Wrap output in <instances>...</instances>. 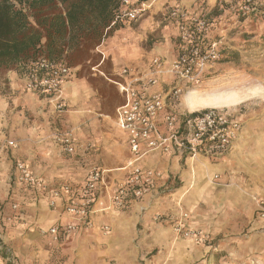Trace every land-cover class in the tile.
<instances>
[{"label": "crops", "instance_id": "1", "mask_svg": "<svg viewBox=\"0 0 264 264\" xmlns=\"http://www.w3.org/2000/svg\"><path fill=\"white\" fill-rule=\"evenodd\" d=\"M219 1L207 0V5L212 8ZM241 1L243 0L237 1V6ZM176 3L192 12L204 11L199 9L197 0H179L173 5ZM171 26L172 40L164 46L154 45L148 56L144 55L146 51L137 41L132 39L128 27L117 31L118 33L127 29L128 40L125 45L117 43V36L110 37L104 41L102 53L104 57L112 56L115 65L123 62V66L130 65L136 71L145 72L153 56H161L167 61L177 56L175 31L172 24ZM119 70L120 68L114 71L115 79L108 78L116 85L121 99L112 115L100 113V97L93 88V83L77 76V67L63 83V110H58L41 92L28 90L21 68L8 70L4 81L0 80V141L6 137L22 141L21 149L31 157V165L23 162L47 184L46 189L38 190L13 180L11 196L8 197V180L13 169L9 155L6 152L1 153L0 210L6 229H0V237L7 244L10 243L18 257L23 255V248L26 247L32 253L33 249L45 243L50 247L56 244L61 247L67 244L71 247L91 245L94 251L102 253L101 262L97 264H112L107 261L112 256L115 264H141V256L148 259L147 263L142 264H192L195 256L200 258L204 254V249L194 242L191 243L192 241L175 240L170 223L156 221L153 215L160 211L177 212L180 209L188 211L190 215L191 212L195 214L198 205L209 204L206 197V192L209 191L214 205L221 212L220 217L223 218V232L226 237L223 248L226 246V253L229 254L230 247H234L236 256L249 258L250 264H264V221L256 218L255 202L238 190L225 187L227 181L237 179L241 181L242 187L264 197V136L251 132V125L243 120L245 114L242 108L220 107L233 113L242 124L238 137L226 152L218 155L201 152L199 159L193 161L187 153L178 149L171 153L147 151L138 159L137 164L163 172L158 192L140 199L128 194L122 207L112 205L111 197L118 183L128 176L129 169L124 167L132 158L128 135L116 125V110L124 101V96L116 84V81L122 80ZM9 98L17 102L12 106ZM21 102V105L27 104L36 116L41 113L44 120L40 121L38 118L32 122L22 121L19 113L14 115V105ZM183 102L184 107H187L185 99ZM100 116L109 119L107 124L101 122ZM56 120L63 122L62 130L75 129L76 143L79 146L90 144L87 150L79 147L75 154H71L77 159L74 164L61 156L64 151L59 144L56 146L50 140H42L51 131ZM101 126H113L116 136L120 138L116 143V150L110 147V143L113 147L116 140L109 134L104 135L100 130ZM160 127L166 131L163 124ZM16 153L20 156L19 151ZM94 164L101 165L109 172L106 183L98 192L94 207L96 211L91 215L94 225L89 227L84 221H78L66 213V194L57 199L55 207L49 205V200L52 190L61 188L64 184H71L74 189L83 185L88 168ZM169 195L171 196L168 197ZM203 200L205 203H201ZM164 202L168 203L166 207ZM15 204L17 208L13 207ZM194 214L189 219L191 226L206 228L205 222L209 224L214 221L209 215L204 216V219ZM71 222L78 223L79 229L59 241H55L48 232H42L52 225H66ZM104 226L110 228L108 236H103ZM244 228L251 232L236 236ZM211 229L206 228L209 232H212ZM229 234H234L235 237ZM155 250L159 254L153 259L149 258ZM0 264H3L1 257Z\"/></svg>", "mask_w": 264, "mask_h": 264}, {"label": "built area", "instance_id": "2", "mask_svg": "<svg viewBox=\"0 0 264 264\" xmlns=\"http://www.w3.org/2000/svg\"><path fill=\"white\" fill-rule=\"evenodd\" d=\"M147 8V3L143 0H121L117 18L136 21ZM238 10L243 16L257 13L254 0L241 1ZM168 14L177 39V56L169 61L161 56H153L145 72L126 65L118 73L122 80L116 81V84L124 101L116 110V125L128 135L132 158L124 167L129 169L128 176L118 183L111 197L112 205L116 207L124 205L128 194L140 199L158 192L163 172L137 164L145 152L157 150L171 153L178 149L191 158L201 152L218 155L231 147L241 130V121L228 110L212 107L189 111L184 107L183 101L191 88L200 85L208 70L222 58V40L214 37L215 23L207 12H192L176 3L170 6ZM261 14L264 17V12ZM21 70L28 90L41 92L58 110L65 108L63 83L73 73L72 67L63 61L42 55L23 64ZM166 76L170 78L165 79ZM161 124L166 131L161 129ZM55 140L68 154H75L79 147L83 150L90 147V144L79 146L76 143L74 128L59 131ZM8 145L17 146L13 140H9ZM108 172L101 165H91L83 185L74 189L73 185L64 184L61 188L53 189L49 205L55 207L57 199L66 194V213L92 227L94 224L91 215L96 211L94 207L98 192L106 183ZM13 179L38 190L47 188L44 179L20 160L15 163ZM98 202L102 204L101 201ZM259 206L264 216V203ZM13 207L17 208V205ZM171 219L176 235L195 243L208 242V233L189 224L188 211L181 209ZM78 229L79 224L71 222L52 225L45 232L59 241ZM109 230V226H104L103 234L108 235Z\"/></svg>", "mask_w": 264, "mask_h": 264}, {"label": "rangeland", "instance_id": "3", "mask_svg": "<svg viewBox=\"0 0 264 264\" xmlns=\"http://www.w3.org/2000/svg\"><path fill=\"white\" fill-rule=\"evenodd\" d=\"M176 1L179 0L146 1L148 8L141 18L132 22H120L118 28L115 29L110 36L105 37L102 43L96 48L94 55L98 60L94 61V59H92L89 62H84L76 66L78 69L77 76L84 77L87 81L93 83V88L97 91V94L101 100V109L99 110L100 113L112 115L115 107L119 104L121 99L118 94L117 87L109 79H115L114 71H117L124 65L123 62L115 65L111 58L112 56L104 57V54L102 53V45L104 41L110 37L117 36L115 38L117 43L125 45L126 41L128 40L126 35L127 29L123 30V32L121 31L117 33V31L128 27V30L131 31L132 39L135 40V42L137 41L139 46H141L144 51H146L144 55L148 56V52L152 51L154 45L158 44L159 46H164L168 41L170 42V40H172L173 29L168 17V10L170 5H173V3ZM237 1L238 0H220L216 6L209 8L207 5V0H197L199 9H204V12L206 11L209 17H211L215 23L214 37L222 40L220 47L222 48V58L221 61L217 62L213 66L209 76H207V78L203 80L200 85L192 87L190 92L199 91V93L202 94L220 92L221 94H227L234 91L245 93L243 100L240 102L233 105L220 107H232L231 109L234 107L236 109L242 108V112L245 114L243 120L245 123L247 122L248 125H251V132L264 136V17L261 14L264 12V0H254L257 13L249 16H243L239 13ZM98 55H101L102 58L99 59ZM104 59L105 61L103 62ZM97 62L98 64H96ZM99 71L103 73H100ZM6 72L7 71H0V80L4 81V75ZM9 100V103L12 106L13 103L17 102H15L12 98H9ZM22 103L23 102L19 103V105H14V115H16V112L19 113L20 117L23 119L22 121L27 120L32 122V120L38 118L40 121L44 120V117L41 113L37 114L38 116H36V114H34L29 109L27 104L21 105ZM186 105V109L189 111H199L212 108V106H205L199 109H192L187 103ZM100 119H102V123H106V121L109 120L102 116H100ZM62 124L63 122L56 120L52 124L51 131L45 134L42 140H50L54 145L57 146L58 143L55 140V136L63 129ZM112 128L113 126H101L100 130L104 132V135L107 136L109 134L110 137L116 140L113 147L110 143V147L116 150V143L120 141V138L116 136L115 130ZM9 140L15 141L17 146L10 147L8 145ZM21 142L22 141L12 139L10 137H6L0 141V155L2 152H6L9 155L11 168L13 169L8 180V197L11 196L10 190L13 186V171L16 161L21 160L30 164L31 157L23 152L21 149L23 143ZM17 151H19L20 156L17 155ZM61 156L67 160H71L72 164H74L75 160H77L74 159L71 154L66 152H62ZM198 159L199 156L193 158V161H197ZM240 182L241 181L237 179H233L227 181L225 187L236 189L243 195H246L252 199V201L255 202L257 206L256 218L264 221V216L261 214L259 206L261 203H264V197L242 187ZM170 196L171 195L168 197ZM206 197L209 200V204H206L207 206L198 205L197 211L195 210L197 213L194 214L191 212L190 216L197 214L199 217L204 219V216L206 215L213 217L214 221L210 222L209 224L206 222L204 223L206 228H212V232L206 230V228H204L205 226H195L208 233L209 240L204 244H196L194 242L195 245L201 246L204 249V254L200 258L195 256L196 259L192 264H248L250 259L236 256V250L234 247H230L231 254L226 253V246L223 248V241L225 242L226 237L225 233L223 232V218H221L219 215L221 212L217 210L218 208L214 205L211 192H206ZM180 199L181 196L178 201ZM6 202L7 200L4 201V203ZM201 203H205V200H203ZM166 204L168 203L164 202L165 207ZM0 205H2L1 202ZM180 211L181 209L177 212H169L167 210H165V212L160 211L154 213L153 217L156 221L163 223L168 222V224L170 223L175 240L191 242L189 239L176 235L173 230V221L171 216L179 214ZM3 222V216L0 210V229H6V225H4ZM42 232L45 234L44 230ZM250 232L251 231H249L248 228H244L243 230L237 232L238 234L236 236H244L246 234L248 235ZM108 235L103 234V236ZM229 236L235 237L234 234H229ZM0 243V257L2 258L3 264H97L98 262H101L102 256V253H98L96 250L94 251L91 245L71 247L67 244V246L61 247L56 244L53 245L54 247L52 245L50 247L45 243H41L39 246L33 249L32 253H29L26 247L23 248V255L18 257L17 253H15V250L11 248L10 243L7 244V242L1 237ZM191 243H193V241ZM2 245L6 249V251L4 250L6 254H2ZM157 254H159V252H156L155 250L151 253L149 258L153 259L157 256ZM107 261L115 264L114 256H112ZM139 262L141 264L147 263L148 259H144L141 256V260L139 259Z\"/></svg>", "mask_w": 264, "mask_h": 264}, {"label": "trees", "instance_id": "4", "mask_svg": "<svg viewBox=\"0 0 264 264\" xmlns=\"http://www.w3.org/2000/svg\"><path fill=\"white\" fill-rule=\"evenodd\" d=\"M120 2L0 0V71L19 69L42 55L63 61L73 69L98 60L94 55L96 48L120 22H125L117 18ZM174 40L177 43L175 36ZM4 250L2 245V254H6Z\"/></svg>", "mask_w": 264, "mask_h": 264}, {"label": "bare ground", "instance_id": "5", "mask_svg": "<svg viewBox=\"0 0 264 264\" xmlns=\"http://www.w3.org/2000/svg\"><path fill=\"white\" fill-rule=\"evenodd\" d=\"M244 95L245 93L234 91L227 94H221L220 92H210L202 94L199 93V91H193L186 95L185 100L190 108L199 109L205 106L220 107L233 105L243 100Z\"/></svg>", "mask_w": 264, "mask_h": 264}]
</instances>
